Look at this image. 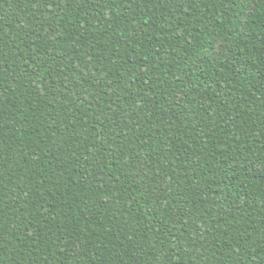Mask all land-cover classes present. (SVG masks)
<instances>
[{
	"label": "trees",
	"instance_id": "16d2710c",
	"mask_svg": "<svg viewBox=\"0 0 264 264\" xmlns=\"http://www.w3.org/2000/svg\"><path fill=\"white\" fill-rule=\"evenodd\" d=\"M0 264H264V0H0Z\"/></svg>",
	"mask_w": 264,
	"mask_h": 264
}]
</instances>
